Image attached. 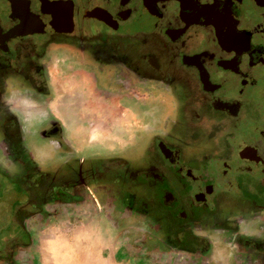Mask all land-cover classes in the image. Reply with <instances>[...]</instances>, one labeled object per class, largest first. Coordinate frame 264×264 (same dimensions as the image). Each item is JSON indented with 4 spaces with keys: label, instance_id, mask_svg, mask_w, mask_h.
<instances>
[{
    "label": "flooded vegetation",
    "instance_id": "obj_1",
    "mask_svg": "<svg viewBox=\"0 0 264 264\" xmlns=\"http://www.w3.org/2000/svg\"><path fill=\"white\" fill-rule=\"evenodd\" d=\"M52 69L134 114L124 146L71 140ZM1 159L27 189L1 262L78 206L132 217L138 254L264 264V0H0Z\"/></svg>",
    "mask_w": 264,
    "mask_h": 264
},
{
    "label": "rangeland",
    "instance_id": "obj_2",
    "mask_svg": "<svg viewBox=\"0 0 264 264\" xmlns=\"http://www.w3.org/2000/svg\"><path fill=\"white\" fill-rule=\"evenodd\" d=\"M122 117L130 116L118 115ZM19 171V166L0 160V229L7 225L14 202L22 196L18 192L27 191L22 181L14 177ZM54 210V223L42 222V216L33 223L36 241L54 237L48 244L50 259L41 264H185L180 259L158 255L137 253L139 257L134 256V239L140 241L144 227H139L137 232L134 219L120 212L78 206H60ZM64 222L73 223L74 229L63 226Z\"/></svg>",
    "mask_w": 264,
    "mask_h": 264
},
{
    "label": "crops",
    "instance_id": "obj_3",
    "mask_svg": "<svg viewBox=\"0 0 264 264\" xmlns=\"http://www.w3.org/2000/svg\"><path fill=\"white\" fill-rule=\"evenodd\" d=\"M52 73L54 75L52 85L56 95L55 98L48 99L52 100L48 110L50 114L54 113L64 123L65 128L72 134L71 140L81 139L83 144L85 143L87 147L90 146L91 149L110 147L111 142L118 141L119 146H124L125 134L131 133L133 129L134 114L130 111L120 114L114 111L110 102L92 92L91 78L77 79L75 75L71 74L55 75V69H52ZM80 83H82L81 86ZM118 115L130 117L118 118ZM41 116L44 118L47 116V112H42ZM135 126L139 127V124L135 123L134 119ZM37 217L29 221L27 226L32 233V239L23 244L20 251L15 252H10L12 248L10 242L5 243L4 252L6 254L10 252L11 255L3 257L0 264H41L46 259H50L48 244L53 242L54 237L47 236L44 241L35 240L36 227L33 226V223L38 221ZM52 218L53 216L48 219L42 218V222L54 223ZM41 224L39 223V225ZM63 226H71L74 229L73 223L69 225V222H64ZM41 243L42 245H40ZM135 251L134 247V256L139 257Z\"/></svg>",
    "mask_w": 264,
    "mask_h": 264
}]
</instances>
